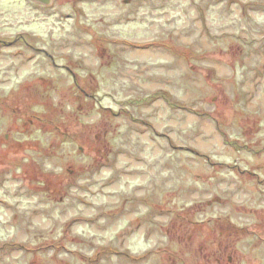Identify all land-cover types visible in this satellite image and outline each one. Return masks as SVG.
<instances>
[{"label": "rangeland", "instance_id": "1", "mask_svg": "<svg viewBox=\"0 0 264 264\" xmlns=\"http://www.w3.org/2000/svg\"><path fill=\"white\" fill-rule=\"evenodd\" d=\"M219 256L264 264V0H0V264Z\"/></svg>", "mask_w": 264, "mask_h": 264}, {"label": "flooded vegetation", "instance_id": "2", "mask_svg": "<svg viewBox=\"0 0 264 264\" xmlns=\"http://www.w3.org/2000/svg\"><path fill=\"white\" fill-rule=\"evenodd\" d=\"M69 70H71L70 68H69ZM207 204H209V205H212V203H210L209 201H207ZM210 221H212V219L210 218V219H208L207 221H206V223L208 224V222H210ZM203 223V222H202ZM205 223V224H206ZM205 224H204V226H205ZM221 226L224 228V229H229V226H230V224H228V225H225V223H221ZM243 230V229H242ZM191 236V235H190ZM205 246H203V245H201L200 246V248H201V250H204L205 248H204ZM228 248V247H227ZM227 248H222V252H224V253H227V260L229 261V262H233L234 261V255L231 253V252H229V249H227ZM225 249V250H224ZM120 250L118 249V251L117 252H119ZM207 260H208V264H210V257H207L206 258ZM216 262H217V264H221V257L219 256V257H217L216 258Z\"/></svg>", "mask_w": 264, "mask_h": 264}]
</instances>
